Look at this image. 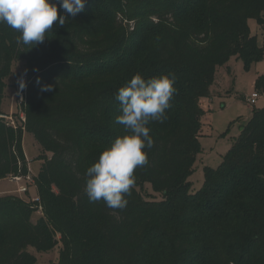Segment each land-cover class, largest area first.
Here are the masks:
<instances>
[{
	"label": "trees",
	"instance_id": "obj_1",
	"mask_svg": "<svg viewBox=\"0 0 264 264\" xmlns=\"http://www.w3.org/2000/svg\"><path fill=\"white\" fill-rule=\"evenodd\" d=\"M60 14L65 25L31 50L0 24V181L30 175L24 131L43 162L32 179L37 201L0 196V264H37L29 248L59 245L57 264H264V108L220 166L206 168L203 188L192 192L190 181L217 70L233 57L246 70L264 60L248 24L264 30V0H86L75 17ZM15 63L27 85L17 128L2 111ZM137 73H173L177 91L167 120L149 125L155 143L128 205L111 209L89 202L85 172L126 134L115 97ZM255 87L264 91V76ZM146 185L162 200L146 198Z\"/></svg>",
	"mask_w": 264,
	"mask_h": 264
},
{
	"label": "clouds",
	"instance_id": "obj_2",
	"mask_svg": "<svg viewBox=\"0 0 264 264\" xmlns=\"http://www.w3.org/2000/svg\"><path fill=\"white\" fill-rule=\"evenodd\" d=\"M86 0H0V24L15 30L17 43L30 50L44 42L54 25L63 27L67 21L63 9L75 17L85 7ZM39 82V81H38ZM21 90L26 83L21 79ZM173 73L145 79L140 73L119 88L116 100L121 114L115 123L124 127L125 135L105 146L99 158L87 167L85 194L89 202L103 201L111 209H123L135 186V170L148 164V152L154 146L149 125L167 120V110L177 91ZM44 91H50L45 87Z\"/></svg>",
	"mask_w": 264,
	"mask_h": 264
},
{
	"label": "rangeland",
	"instance_id": "obj_3",
	"mask_svg": "<svg viewBox=\"0 0 264 264\" xmlns=\"http://www.w3.org/2000/svg\"><path fill=\"white\" fill-rule=\"evenodd\" d=\"M251 34L256 36L259 44L264 47V30L254 18L248 20ZM23 63H15L13 76L7 80L5 97L2 103L3 117L14 123L15 127H21L25 119L21 113L22 103L25 98L23 90L19 87V81L23 79ZM264 76V60L254 64L246 70L241 60L233 57L229 63L217 70L215 84L212 86V98L203 99L201 105L205 110L203 117V131L201 152L195 163V171L190 178L192 192H198L205 184L206 168L216 169L222 163L223 157L232 148L240 136L241 129L250 120L252 110L264 108V91L259 92L255 83L258 77ZM24 81V80H23ZM259 92L258 104L249 108L248 98ZM23 148L28 162L31 180L21 183L11 181V178L0 181V196H18L26 201H34L38 198L37 188L34 186L33 177L37 176L42 165L39 157L42 155L41 146L34 136L24 131ZM51 157V154H47ZM20 185H25L28 192L18 193ZM143 194L148 199L162 200V196L155 193L150 185L144 187ZM42 213L36 211L32 221L36 222ZM61 245L49 252H37L29 248L28 251L37 258V264H57L60 258Z\"/></svg>",
	"mask_w": 264,
	"mask_h": 264
},
{
	"label": "built area",
	"instance_id": "obj_4",
	"mask_svg": "<svg viewBox=\"0 0 264 264\" xmlns=\"http://www.w3.org/2000/svg\"><path fill=\"white\" fill-rule=\"evenodd\" d=\"M260 98V95L258 94V92L253 93L250 98H248V104L250 105V107H255L258 100ZM12 126H15L14 123H10ZM11 181L15 182V183H21L24 180L30 181L31 177H19V176H11ZM26 192H28V188L25 185H20L19 189H18V193H23L25 194ZM38 198L34 201H37Z\"/></svg>",
	"mask_w": 264,
	"mask_h": 264
},
{
	"label": "crops",
	"instance_id": "obj_5",
	"mask_svg": "<svg viewBox=\"0 0 264 264\" xmlns=\"http://www.w3.org/2000/svg\"><path fill=\"white\" fill-rule=\"evenodd\" d=\"M259 93V92H258ZM260 95V94H259ZM212 98V96L210 97V99ZM260 99V98H259ZM247 102H248V100H247ZM257 104H258V102H257ZM256 104V105H257ZM249 108H250V105H249ZM252 112H253V110H252ZM251 116H252V113L250 114V117H249V119L251 118ZM242 130V129H241Z\"/></svg>",
	"mask_w": 264,
	"mask_h": 264
},
{
	"label": "water",
	"instance_id": "obj_6",
	"mask_svg": "<svg viewBox=\"0 0 264 264\" xmlns=\"http://www.w3.org/2000/svg\"><path fill=\"white\" fill-rule=\"evenodd\" d=\"M242 131V130H241Z\"/></svg>",
	"mask_w": 264,
	"mask_h": 264
}]
</instances>
